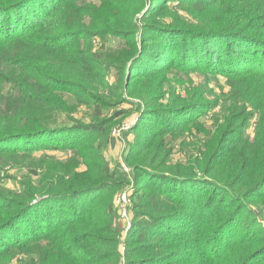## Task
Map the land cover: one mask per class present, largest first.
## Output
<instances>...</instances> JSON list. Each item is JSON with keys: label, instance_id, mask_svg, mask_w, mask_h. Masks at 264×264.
<instances>
[{"label": "trees", "instance_id": "16d2710c", "mask_svg": "<svg viewBox=\"0 0 264 264\" xmlns=\"http://www.w3.org/2000/svg\"><path fill=\"white\" fill-rule=\"evenodd\" d=\"M189 8L198 24L171 13ZM107 37L127 43L95 51ZM173 71L223 77L229 91L171 101L162 90ZM134 113L122 139L136 131L145 142L123 160L155 187L133 204L150 212L129 236L153 239L129 237L126 264H264V0H0V168L37 173L0 194V264L121 262L125 185L105 150ZM190 128L194 171L168 163L158 142Z\"/></svg>", "mask_w": 264, "mask_h": 264}, {"label": "rangeland", "instance_id": "374dc122", "mask_svg": "<svg viewBox=\"0 0 264 264\" xmlns=\"http://www.w3.org/2000/svg\"><path fill=\"white\" fill-rule=\"evenodd\" d=\"M186 7V6H184ZM183 9V8H182ZM185 9V8H184ZM173 10V9H172ZM192 8H189L188 11L191 12V14L187 12H177L173 10L172 14H182L185 21L193 24H198V21H193V16L198 15V11L196 13H193ZM172 21V20H169ZM141 30L137 33L136 40L138 41L139 46L145 45V42L142 39V36L140 35ZM126 44L127 41L123 40H113L110 38H104L100 39L98 38L94 43V49L95 51H106L110 48L118 47L121 44ZM115 48V49H116ZM181 79V81L179 80ZM112 83L115 81V78H112ZM158 82V81H157ZM156 82V83H157ZM204 90V93H209V91H212V95H219L221 91H224L227 93L229 91V87L227 86V80L223 77L218 78V80H213L211 77L203 75L200 72H194V73H188V72H176L173 71L168 74L167 76V85L162 90V93H166L167 98L169 100L175 98L178 94L183 95V97L187 100L190 97L194 98V102H198V92H201ZM196 95L194 97L193 95ZM208 100L212 99V96H207ZM188 101V100H187ZM162 107L168 108L170 106V103L168 100L162 102ZM132 106L128 103L122 104L119 109H131ZM114 110H109V112L106 114L112 113ZM220 112L218 110L217 112H210L208 114V118L211 122V119L217 116V114ZM90 114L86 108H81L78 114V118L83 119L84 121L90 120ZM213 120V119H212ZM121 122V120H120ZM137 122V114H132L129 118L125 117L120 124H118L114 131L120 130L122 127L126 128H132ZM209 122V123H210ZM128 126V127H127ZM156 129H160V126H156ZM113 131V132H114ZM126 131V130H125ZM129 131V130H128ZM124 132V131H123ZM122 132V133H123ZM122 133L120 134L121 137H119V144L115 147V155L113 154V150L111 148L105 150L106 155V161L110 164L112 168L117 167V171L119 172L120 178L117 177V179H120L124 181L125 186H120L119 190H117V196L115 198V205L117 209V217L119 221L121 222L123 228L120 231L119 236V251L121 254V262L122 263V252L123 247H125L124 252V259L125 263L127 261V249L129 245L131 246V243L128 244V239L131 237L134 241V245L136 244H145L152 242L151 235H149V239L147 238L148 235H145L141 239L137 236V234L133 233L131 236H129L130 231L132 230L133 221H141L145 217L143 216L145 213L150 212V210L146 207L141 208L138 207V210H135L133 208V204L138 203H145L148 200V195L154 191V185L150 183L147 178L143 177V174L141 177L136 178L133 166L137 163V160L129 162V165H127L123 160V155L125 153V150L127 147H131L135 143H140L143 145L145 142V138L142 136V134H138V132L134 131L131 133L130 139L126 142L124 139H122ZM250 136L254 137V128H250ZM95 144H98L96 140H93ZM158 142H163L164 146L163 148L166 150V154L168 156L166 157L165 154L162 156L165 157V160L168 161V163L172 165L182 164L187 166V171H194L197 167L195 164V158L198 157V129L190 128L187 132H185L184 135L178 136V135H165L162 138H159ZM157 142V143H158ZM128 143V144H127ZM197 149V150H196ZM128 150V149H127ZM127 152V151H126ZM92 154H95L91 152ZM44 153H39L37 156L38 158L41 157ZM49 156L54 155L60 159H67L68 155H71V151H55V152H48ZM152 154V152H151ZM150 154V155H151ZM162 161L161 159H157L156 163L160 164ZM154 168H157V165L154 166ZM84 169V168H83ZM159 171V170H157ZM27 172H30L35 179H37V173L35 174L33 169L26 170L25 168L21 167H13L10 168V166L0 168V194L3 193L4 195L9 194V192H13L14 194H18L20 190V184L21 181H24V179L27 177ZM135 177V178H134ZM139 187V188H137ZM119 191V192H118ZM126 193L128 195V202H127V218L123 217L122 213V206L118 204V197L122 194ZM139 195V198L137 199V196ZM136 198V199H135ZM246 219V218H244ZM253 219V218H252ZM247 220V219H246ZM264 226V223H262ZM194 234L189 233L192 237ZM133 236V237H132ZM187 237V239H189ZM264 260V259H263Z\"/></svg>", "mask_w": 264, "mask_h": 264}, {"label": "built area", "instance_id": "2783aa9c", "mask_svg": "<svg viewBox=\"0 0 264 264\" xmlns=\"http://www.w3.org/2000/svg\"><path fill=\"white\" fill-rule=\"evenodd\" d=\"M128 127V126H127ZM128 128L126 127H122L120 130H116L113 132L114 135H120L123 131L127 130ZM127 202H128V195L126 193L120 195L118 197V204H120L122 206V213H123V217L127 218ZM123 249V252H122V263L121 264H124L125 263V259H124V252H125V247L122 248Z\"/></svg>", "mask_w": 264, "mask_h": 264}, {"label": "crops", "instance_id": "0c3cea01", "mask_svg": "<svg viewBox=\"0 0 264 264\" xmlns=\"http://www.w3.org/2000/svg\"><path fill=\"white\" fill-rule=\"evenodd\" d=\"M113 136V144L111 145V149L113 150V154L112 155H115V150H114V146L116 147L118 144H119V137H121L120 135H112Z\"/></svg>", "mask_w": 264, "mask_h": 264}]
</instances>
